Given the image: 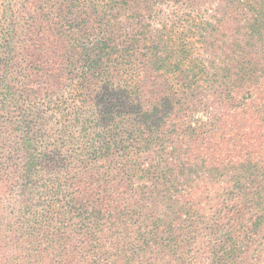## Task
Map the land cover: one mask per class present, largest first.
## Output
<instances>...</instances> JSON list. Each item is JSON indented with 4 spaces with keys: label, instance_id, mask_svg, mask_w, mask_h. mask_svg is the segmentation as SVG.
Here are the masks:
<instances>
[{
    "label": "trees",
    "instance_id": "obj_1",
    "mask_svg": "<svg viewBox=\"0 0 264 264\" xmlns=\"http://www.w3.org/2000/svg\"><path fill=\"white\" fill-rule=\"evenodd\" d=\"M208 1L0 0V264H264V0L151 24Z\"/></svg>",
    "mask_w": 264,
    "mask_h": 264
},
{
    "label": "rangeland",
    "instance_id": "obj_2",
    "mask_svg": "<svg viewBox=\"0 0 264 264\" xmlns=\"http://www.w3.org/2000/svg\"><path fill=\"white\" fill-rule=\"evenodd\" d=\"M203 5L204 4L201 2V4L199 5V7L196 8V9H190V8H188L189 11H191V12H189V11H187V10L184 9V5H182L181 3H176V4L168 3L167 6L164 5L162 7L163 13H161L162 14L161 18H159L156 21L155 20H152L151 21L152 27L153 28L160 27V25H161L160 23L162 21H167V23L168 22L171 23L170 21L176 18V17L174 18L173 12H175L178 16H182L183 17L182 19H184L185 18V15H187V14H183V13H187V12L188 13H191L190 15H192L194 17H196L195 15L197 14V12H198V16L199 17L201 15L202 16H207V15H211V16L213 15L214 16L216 14L217 10H219L218 8L220 6V2H219V0H210V1L207 2V4H205V6H203ZM145 17H147V15H145ZM173 32H175V30ZM200 54H201L202 57H204V58L206 57L205 56L206 54H203L201 52H200ZM209 69L211 71H213L212 66L209 67ZM201 99H202V102H201V104H198V105H201L200 108H203V106L206 105L205 104L206 103V100L204 99V97H201ZM194 117H199V114H195ZM263 243L264 242H262V244ZM260 247L261 246H258V249H260ZM193 248L195 249V252L192 253V255L194 257L193 259H196V261H198V262H203L204 261V256H203V252H202L203 249L201 248V244H199V241L194 244ZM256 251H258V250H255L254 249L251 252V254H250V260L253 259V257L257 253ZM249 264H262V263H258L254 259V260H251L249 262Z\"/></svg>",
    "mask_w": 264,
    "mask_h": 264
}]
</instances>
